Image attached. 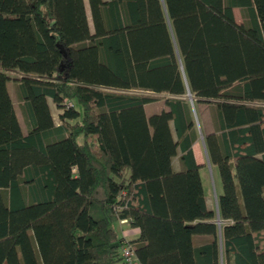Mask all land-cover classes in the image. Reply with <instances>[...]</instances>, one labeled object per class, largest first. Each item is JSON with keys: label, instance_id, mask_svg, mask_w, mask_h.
<instances>
[{"label": "trees", "instance_id": "16d2710c", "mask_svg": "<svg viewBox=\"0 0 264 264\" xmlns=\"http://www.w3.org/2000/svg\"><path fill=\"white\" fill-rule=\"evenodd\" d=\"M85 1L0 0V264H128L120 220L137 264H264V0Z\"/></svg>", "mask_w": 264, "mask_h": 264}, {"label": "rangeland", "instance_id": "374dc122", "mask_svg": "<svg viewBox=\"0 0 264 264\" xmlns=\"http://www.w3.org/2000/svg\"><path fill=\"white\" fill-rule=\"evenodd\" d=\"M84 4H85V7L87 9V4H86L85 0H84ZM87 17H88V23L90 25L88 10H87ZM237 19H238V17H237ZM7 92L9 94V97H10V100H11V103L13 106V110H14L16 119L18 121V124L20 126L21 132L24 134L26 132V128L24 126V122H23L22 117L20 115L19 102H18L17 96L15 94L13 85L11 83H7ZM120 92L135 93L133 91H120ZM153 95L156 98V100L151 102V103H148L144 107V112H145L146 116H149L152 113H157L160 110L166 109V106L164 105L165 96L162 94H153ZM186 100H187L188 105L190 107L191 119L193 122V128L195 131V136H196L197 140L200 141L202 131H201V127L199 126V118H200V120L202 119L201 112L203 110H205V108H204L205 105L204 104H197L195 102L193 103V101L189 100V98H187ZM48 102H49L51 109H52V117H53L52 120H53L54 124H58L59 121L57 118V114L55 113V107L56 106L50 100H48ZM190 102L192 103V107L190 106ZM209 116H210V114H209ZM207 118H208V116H207ZM174 161H175V158H174ZM73 171H75L74 168H73ZM205 172H206L207 183H208L206 185H207V187L209 186L208 188L206 187V189L210 190V192L207 194V197H206L207 207L209 209L215 211L216 210V197L215 196H218L221 193L220 188L217 187L216 183L213 180V176L215 175V169H213V168L208 169L207 167H205ZM114 228L119 235H122L125 239H128V240L134 239L138 235V234H135V232L132 228H128V226L126 224H121L119 222H116V223H114ZM194 237H198V238L194 239V242L198 243V242L204 240L207 236L204 237V236L199 235V236H194Z\"/></svg>", "mask_w": 264, "mask_h": 264}, {"label": "crops", "instance_id": "0c3cea01", "mask_svg": "<svg viewBox=\"0 0 264 264\" xmlns=\"http://www.w3.org/2000/svg\"><path fill=\"white\" fill-rule=\"evenodd\" d=\"M232 14H233L234 20L237 23H240L245 18V15H246L244 13V11L242 9H240L239 7H233L232 8ZM237 17H238V19H237ZM149 103H151V102H149ZM147 104L148 103L144 104L143 108ZM197 104H203V103H197ZM204 105H205V107H204L205 110H203L201 112L202 119L200 120V118H199V126L201 127V131H202V135L200 137L201 140L199 141L195 137V139L193 140V142L191 144V150H192L193 159L199 167L198 172H199L201 184H202L203 190L205 192V197H207V194L210 192V190L206 189V187H207L206 184H208V183H207V176H206V172H205V167H207L208 169L209 168L215 169V175L213 176V180L216 183L217 187L220 188V192L222 191V187H221V181L219 178L217 167L215 166V164L210 162L208 155H207L206 146L204 143L203 137L206 134L213 132L212 122H211V118L209 116V109H208V106L206 104H204ZM48 108H49V111H50V114L52 117V109H51L49 102H48ZM55 113L59 114L60 110L55 108ZM207 116H208V118H207ZM52 119H53V117H52ZM174 158H175V161H174ZM170 164H171L172 170H174V171L179 170L180 164H179V160H178V154L171 158ZM215 197L217 199V196H215ZM206 205H207V202H206ZM121 224H124V223H121ZM133 230H134L135 234H138V231L136 229H133ZM196 238H198V237H195V239Z\"/></svg>", "mask_w": 264, "mask_h": 264}, {"label": "built area", "instance_id": "2783aa9c", "mask_svg": "<svg viewBox=\"0 0 264 264\" xmlns=\"http://www.w3.org/2000/svg\"><path fill=\"white\" fill-rule=\"evenodd\" d=\"M66 105L69 106L71 105L70 102L66 101ZM119 223H124L127 225L126 220H120ZM120 254L125 262L128 264H137L133 248L127 243L126 239H123L121 241V246H120Z\"/></svg>", "mask_w": 264, "mask_h": 264}, {"label": "water", "instance_id": "95a60500", "mask_svg": "<svg viewBox=\"0 0 264 264\" xmlns=\"http://www.w3.org/2000/svg\"><path fill=\"white\" fill-rule=\"evenodd\" d=\"M189 100H191V98H189ZM190 106L192 107V103L190 102Z\"/></svg>", "mask_w": 264, "mask_h": 264}]
</instances>
